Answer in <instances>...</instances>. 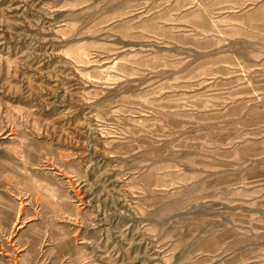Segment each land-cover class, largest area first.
<instances>
[{
	"label": "rangeland",
	"instance_id": "1",
	"mask_svg": "<svg viewBox=\"0 0 264 264\" xmlns=\"http://www.w3.org/2000/svg\"><path fill=\"white\" fill-rule=\"evenodd\" d=\"M0 264H264V0H0Z\"/></svg>",
	"mask_w": 264,
	"mask_h": 264
}]
</instances>
